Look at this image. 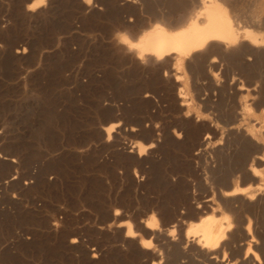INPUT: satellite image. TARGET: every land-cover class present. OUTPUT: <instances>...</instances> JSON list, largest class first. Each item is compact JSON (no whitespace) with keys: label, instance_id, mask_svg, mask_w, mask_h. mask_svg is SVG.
Masks as SVG:
<instances>
[{"label":"rangeland","instance_id":"obj_1","mask_svg":"<svg viewBox=\"0 0 264 264\" xmlns=\"http://www.w3.org/2000/svg\"><path fill=\"white\" fill-rule=\"evenodd\" d=\"M36 1L0 0V264H264L261 216H250L246 235L239 215L197 207L227 130L213 117L212 102L226 106L214 78L187 65L161 72L120 44L183 13L169 14L162 0H41L33 10ZM242 2L264 11V0ZM258 65L248 72L264 75ZM225 68L213 72L221 82ZM153 216L159 232L146 229ZM210 216L234 223L217 262L185 235ZM126 222L136 237H126Z\"/></svg>","mask_w":264,"mask_h":264},{"label":"bare ground","instance_id":"obj_2","mask_svg":"<svg viewBox=\"0 0 264 264\" xmlns=\"http://www.w3.org/2000/svg\"><path fill=\"white\" fill-rule=\"evenodd\" d=\"M128 1L130 2V0ZM41 2V0L33 2L30 5L31 9L38 8ZM242 5V0H162L163 9H167L169 14L182 12V18L174 23L173 21L158 20L159 17H157L155 18L156 24L153 26L144 25L145 30L142 32L131 35L132 37L123 35L120 44L142 64L148 63L160 70L163 67L165 69L171 67L177 72L183 70V67L187 65L191 71L200 69L203 74L209 72L210 76L214 78V90L219 92L223 101L226 102L225 107L220 106V101L212 102L211 105L215 121L223 126L222 129H227L225 133V130L223 131L222 143H219L220 146L218 145L219 147L214 150V153L219 157L220 164L223 162L224 165L219 164L216 167L218 161L215 160L216 165L213 164L214 167L210 169V175L199 180V189L201 190L199 191L203 192V197L196 199L197 207L204 210L213 209V206L218 203L233 214L239 215L241 219H245L246 223L248 221L244 226L246 231L244 234L251 235L252 220L250 216L259 215L264 221V117H260L258 114V111H264V75L262 71L257 72L258 69H254L256 72L249 73L248 68L254 64L262 65L264 63V11L249 13L244 10ZM224 67H226L224 70L225 81L221 82L218 79V74L213 72L222 70ZM231 69L238 70V72L235 73L233 70L230 72ZM161 72L163 71L161 70ZM198 73L200 72L198 71ZM196 76L198 79L199 75ZM182 78L179 76L175 80L179 82ZM186 93L178 95L183 100L182 105L184 106L189 103L186 100ZM117 126L119 124L115 122L108 125L106 128L108 137ZM232 130H236V132L233 133ZM138 145L137 149L141 155L146 151L147 146ZM150 147H153V144ZM116 215L118 214L116 213ZM254 220H256L255 217ZM125 227L126 237H136L130 222H126ZM146 227L149 231H157L159 229L158 220L153 216L149 219ZM233 229V221L230 222L227 219L225 223L219 225L218 218L210 216L199 223L190 225L185 235L187 242L196 246L193 250L197 249L204 259H213L217 262L218 256H220L219 251L221 249L224 251L223 247L229 245L226 241L230 242L228 235H232ZM174 233L175 230L168 234L172 241H175ZM154 234L156 233L154 232ZM254 236L257 237V235ZM260 237L257 238L260 239ZM251 241L253 242V239ZM256 241L257 239L254 245H256ZM140 244L147 251L152 250L154 245L151 240L144 239ZM188 244L190 245V243ZM261 244L263 243L260 242ZM256 247L254 246L255 249ZM251 249L253 250V248ZM250 253L251 250L248 247L245 254L242 253L244 259L250 257L249 255L253 256ZM221 261L224 260L219 262ZM256 261L259 262L257 259Z\"/></svg>","mask_w":264,"mask_h":264}]
</instances>
